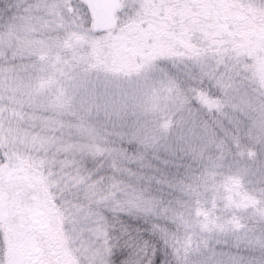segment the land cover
Masks as SVG:
<instances>
[{"label": "snow or ice", "instance_id": "snow-or-ice-1", "mask_svg": "<svg viewBox=\"0 0 264 264\" xmlns=\"http://www.w3.org/2000/svg\"><path fill=\"white\" fill-rule=\"evenodd\" d=\"M0 264H264V0H0Z\"/></svg>", "mask_w": 264, "mask_h": 264}]
</instances>
